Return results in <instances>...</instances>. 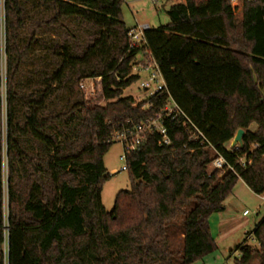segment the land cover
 Returning <instances> with one entry per match:
<instances>
[{
	"label": "trees",
	"instance_id": "obj_1",
	"mask_svg": "<svg viewBox=\"0 0 264 264\" xmlns=\"http://www.w3.org/2000/svg\"><path fill=\"white\" fill-rule=\"evenodd\" d=\"M123 4L0 0V264H193L217 250L209 220L238 181L264 195V0H243L240 20L230 0H184L140 47ZM148 56L166 90L136 104L124 91ZM89 79L93 94L79 88ZM169 98L206 142L165 121L172 145L144 137L126 160L131 190L108 213L115 134ZM239 130L243 146L228 149ZM219 157L233 170L209 174ZM252 237L237 264H264V218Z\"/></svg>",
	"mask_w": 264,
	"mask_h": 264
},
{
	"label": "rangeland",
	"instance_id": "obj_2",
	"mask_svg": "<svg viewBox=\"0 0 264 264\" xmlns=\"http://www.w3.org/2000/svg\"><path fill=\"white\" fill-rule=\"evenodd\" d=\"M184 0H124L122 6V19L126 27L135 30L137 27L159 28L170 22L168 11L171 6ZM235 8L236 18L242 17L243 0H230ZM146 25V26H144ZM137 74L136 71H133ZM148 80L145 73L139 74V79L124 91V96L134 98L136 104L145 101L148 94L141 88V83ZM157 84H150V91L153 92ZM100 104L104 105L102 100ZM232 143V142H231ZM231 143L227 146L231 149ZM124 145L120 141H114L109 152L104 157V166L110 179L104 183L101 194V202L105 210L110 213L114 208L115 198L119 192L130 191L131 182L127 171H122L125 162L121 159L124 155ZM6 173V172H5ZM5 174V178H6ZM4 212L7 216L8 196L4 188ZM225 212L222 213V228H216V219L220 215L212 217V236L215 240L217 250L193 264H237L240 259V252L237 248L247 245L253 248L257 243L252 237L255 227L264 217V197L254 194L243 181H238L233 192L225 201ZM247 211L249 214L244 215ZM211 219V218H210ZM210 221V220H209ZM250 264H260L257 256Z\"/></svg>",
	"mask_w": 264,
	"mask_h": 264
},
{
	"label": "built area",
	"instance_id": "obj_3",
	"mask_svg": "<svg viewBox=\"0 0 264 264\" xmlns=\"http://www.w3.org/2000/svg\"><path fill=\"white\" fill-rule=\"evenodd\" d=\"M147 27H137L130 34V44L132 47H140L146 45L144 32ZM137 74L145 73L148 75V80L141 83V88L148 94V97L155 95L161 96L165 90L166 85L161 76L160 69L156 61L148 56V59H143V62L139 63L135 68ZM157 84L156 89L151 92L150 84ZM79 88L86 93L93 94L95 92V85L93 80H82L79 84ZM180 122L185 129H189V139L193 142H199L200 145H204L206 139L202 132H200L197 127L192 123V121L186 116V114L177 106V104L169 98L167 104L164 106L162 112L156 116L155 119L148 120L146 122H141L138 124H131L130 121L127 122L129 125L122 132L115 134L113 140L120 141L124 145V155L121 159L125 162V166L122 171H127L126 160L128 155L136 149L142 142L145 136L157 134L160 137L159 144L165 147H170L172 141L169 137L168 130L164 125L165 121ZM245 165V163H243ZM225 168L233 170L227 165L226 161L219 157L215 158L208 165V173L211 174L215 171H224ZM264 197V195H263ZM247 211L244 215H248Z\"/></svg>",
	"mask_w": 264,
	"mask_h": 264
},
{
	"label": "water",
	"instance_id": "obj_4",
	"mask_svg": "<svg viewBox=\"0 0 264 264\" xmlns=\"http://www.w3.org/2000/svg\"><path fill=\"white\" fill-rule=\"evenodd\" d=\"M245 132L243 130H239L235 136V138L233 139L232 143H231V148H234L236 146L242 147L243 146V142H242V138L244 136Z\"/></svg>",
	"mask_w": 264,
	"mask_h": 264
},
{
	"label": "crops",
	"instance_id": "obj_5",
	"mask_svg": "<svg viewBox=\"0 0 264 264\" xmlns=\"http://www.w3.org/2000/svg\"><path fill=\"white\" fill-rule=\"evenodd\" d=\"M181 3V2H180ZM178 4V3H177ZM144 26H146V25H144ZM146 27H148V26H146ZM224 213V212H223ZM214 215H220L216 220V228H218L219 230L222 228V224H223V219L221 218V216H222V213H220V214H214ZM213 217V216H212ZM212 217H211V219H210V228H211V232H212V227H213V224H212ZM264 218V217H263ZM213 237V236H212Z\"/></svg>",
	"mask_w": 264,
	"mask_h": 264
}]
</instances>
